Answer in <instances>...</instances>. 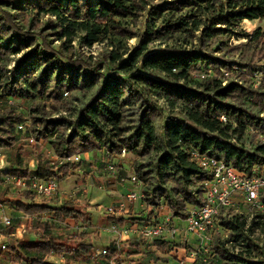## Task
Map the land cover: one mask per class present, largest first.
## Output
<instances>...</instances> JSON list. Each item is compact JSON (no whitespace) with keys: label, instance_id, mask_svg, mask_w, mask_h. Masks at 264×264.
<instances>
[{"label":"trees","instance_id":"16d2710c","mask_svg":"<svg viewBox=\"0 0 264 264\" xmlns=\"http://www.w3.org/2000/svg\"><path fill=\"white\" fill-rule=\"evenodd\" d=\"M155 1L0 0V101L30 102V125L24 128L29 140L48 142L58 157L55 163L25 168L15 134L18 125H26L25 115L0 107V148H13L8 175L61 182L81 164L70 162L73 156L104 150L110 156L132 153L137 156L133 168L143 183L144 204L164 203L174 218L185 221L188 206L205 204L203 183L209 178L192 159L193 151L249 177L264 174V144L258 138L264 132L260 117L264 77L255 86V74H264L261 52H256L264 46V32L257 29L253 35H243L247 43L239 46L231 47L228 41L243 21L264 19V0H181L185 15L147 25L143 34L123 24L137 25L146 12L156 14L161 5L149 9ZM71 29L84 33L77 46L70 38ZM174 34L191 38V43L149 47ZM110 35L119 40L117 45L121 39L140 40L126 53L104 47L96 57L83 50L103 44ZM233 53L239 54V71L225 61L234 58ZM18 54L21 57L13 59ZM224 70L230 73L225 80ZM210 71V78L194 76ZM153 99L166 101L176 113L166 118L153 106ZM64 112L68 117L57 116ZM24 198L36 199L29 192ZM260 200L264 206V192ZM17 208L32 218L39 237L19 239L5 248L12 264H54L48 261L51 256L65 258L64 264L98 258L88 234L56 231L43 218L50 215L59 224L69 219L79 223L76 208L24 202H18ZM252 212L264 232V212ZM239 216L236 210L223 209L219 226L235 241L244 240L245 251L235 254L228 249L230 240H222L219 228L207 244L217 263L207 259L205 264H264V238L257 242L250 232L236 234L238 228L243 230ZM102 257L122 263L116 252Z\"/></svg>","mask_w":264,"mask_h":264},{"label":"rangeland","instance_id":"374dc122","mask_svg":"<svg viewBox=\"0 0 264 264\" xmlns=\"http://www.w3.org/2000/svg\"><path fill=\"white\" fill-rule=\"evenodd\" d=\"M180 1L181 0H156L149 7L150 9L153 6L161 5L160 6L161 9H158L156 11V14H154L155 12L154 13L146 12L144 17L140 19L137 25H135L134 23L132 24L131 22H127L123 24H125V26H128V27H132V28L134 27L135 31L143 34L147 30V25H153L156 22L159 25L162 22H164V19H170L173 17L179 18L185 15L187 13V10L183 9V5L181 4ZM222 1L223 0H216L215 2L219 3ZM47 19L48 17L44 18V20H47ZM257 29H262V31L264 32V19L257 20V21H243L239 25V27H237L234 30V34H231L228 36L229 37L228 41H229L230 46L235 47V46H239L244 43H247V40L243 38L244 37L243 35L245 34L253 35ZM70 32H71L70 38L74 40V43H73L74 46H77L81 37L84 35V33L77 29H71ZM139 40H140L139 37L132 38V39H121V43L117 45L119 40L116 37L110 35L105 39L103 44H100V43L95 44L91 49L84 47L83 50L88 55H93L96 57H99L103 53V50L105 49L104 47H109L110 49H113V50L118 49L120 53H126L136 48ZM190 43H191V38L186 39L185 36L174 34L168 38H162L160 40L152 42L149 45V47L154 48V49H163L166 46L186 47ZM188 47H191V46H188ZM258 51L261 52L260 58L263 59L259 61V65H261L260 70L264 72V46L261 48L259 47L256 50V52ZM21 55L22 54L13 56V59H18L19 57H21ZM233 55H235L234 58L229 57V58H226L225 61L227 60L229 64L233 66V68H237V71H239V68H240L239 66L241 65L236 60L239 57V54L233 53ZM126 57H128V55L124 54V58ZM216 57L221 58L222 54L216 53ZM13 65H14V61H12L9 69H11ZM152 101H153L152 103L153 106H155L158 110L162 111V113L164 114L166 118L176 113V109H173L171 106H169L166 101L164 100L160 101V100H155V99H153ZM30 105H31L30 102L23 101V100H8L7 99V100L0 101L1 108L3 109L11 108L25 115V120H26L25 127H27V129H28V126L30 125L29 112H28V108ZM48 109L53 111L51 108H48ZM61 115H65L68 117L67 113L65 112L62 114H57V116H61ZM15 134L17 137V145L23 148L22 157L24 160L25 168L34 170L39 163L40 164L45 163V162L55 163L57 161L55 160V158L52 157L53 148L48 142L41 141L40 143H37L35 141L36 143L32 144L29 140L30 138L29 131L25 129L17 130ZM12 150L13 148H10V149L0 148V153L2 152V155L4 156V162H5V168L0 172V264H12L8 258L7 250H5V248L15 245L16 241L19 239L35 240L36 238L39 237V233H36L33 229L28 230L25 234H22V236L18 235L17 233L18 229L20 228V223H23L24 221L21 220V222L19 223V220H17L15 216V214L17 215V212H18L17 208L11 209V207L16 206L18 202H27L28 200L24 198V193L17 192L12 186L4 182L5 173L9 170V166L11 165L9 162L11 160ZM127 155H129V153H127ZM126 157H127L126 163L128 164V170H127L128 179H130V176L135 173V170L133 167H134L135 161L137 160V156L130 153V155ZM82 163L84 164L85 170H83L81 174L79 173V175L81 177H86L87 179L85 180L84 183L88 184V182H91L94 176V170H92L93 166H90V167L86 166V162L81 161V164ZM80 176L75 174V175L70 176L66 180L61 181L60 182L61 193H63L64 191L69 192L70 188L74 186L75 182L78 181V178ZM82 181L81 183H83ZM83 186L89 189L90 195L88 194V192L87 194L84 193L85 196L81 198V200L83 199L81 201V204L78 202H72L71 200L69 201L68 199H65L64 197L60 198V196L52 197L50 199H47L45 202L52 203L54 204L53 206H56L58 208L61 206L77 207L81 205V208H78V210L81 213L85 212L86 208L91 207V212L94 215V217L92 218L97 220V219H100V217L102 218L104 216L107 217L106 209L112 206L113 199H111L110 196H107V193H105L104 191L96 190L94 186L90 187L89 185L87 186L85 184ZM135 187H138V186H135ZM88 195L89 197L87 198ZM89 200L93 201V204H89ZM33 202H39V201L34 200ZM142 204H144V202ZM160 206H163V208L166 209V212H171L169 207L165 205L164 203L163 204L161 203ZM142 207L146 208L147 206L144 204ZM157 208L159 209L160 207L159 206L150 207V209L152 210L157 209ZM237 212L241 215L239 216L240 217V219L238 220L240 221L239 223L240 224L244 223V224L242 226L243 230H240V228H238L236 230V234H242V232H250L252 235V238L255 241L257 242L262 241L264 238V232L262 231V229L256 226L257 219H256L255 213H253L254 211L251 212L249 211V208L246 205H242L241 208L237 210ZM10 214L13 217L12 226L7 227L1 222V219L4 216H10ZM44 219H45V216H44ZM76 230L78 229L75 226L68 228V229H65V228L62 229L63 232L67 231L68 233H71ZM219 231L222 234L223 241L230 240L226 244L228 249H230L235 254H239L245 251L246 246H243L245 244L244 240L235 241L234 239L230 238V234L227 232V230L224 227H221ZM97 232H98V237H93L94 238L93 240L95 241L94 243L99 251H104L103 242H105L107 239L109 240L111 235L107 232V229L104 227L99 229ZM101 235L103 239L101 238ZM189 238L191 239L192 236L189 235ZM195 238H196V242L199 241L198 240L199 238L197 237ZM191 249L192 250L195 249L196 252H200L202 259H211L212 261H215L217 263V257L214 254H212L213 252L211 251L210 245L209 247L206 245L202 248L198 244L197 245L193 244V247ZM136 264H139V262H136ZM169 264H180V263L178 261L177 262L170 261Z\"/></svg>","mask_w":264,"mask_h":264},{"label":"built area","instance_id":"2783aa9c","mask_svg":"<svg viewBox=\"0 0 264 264\" xmlns=\"http://www.w3.org/2000/svg\"><path fill=\"white\" fill-rule=\"evenodd\" d=\"M237 70V68H234ZM230 73L223 71L222 78L225 80ZM196 78H210L213 76V72L207 74H194ZM264 74H255V86H259ZM226 81L224 82V85ZM264 119V112L260 116ZM225 121V118H222ZM18 130L25 128L24 124L17 126ZM260 143L264 144V132L258 134ZM32 144L36 142L30 139ZM127 156L126 152H123L119 157L124 159ZM192 159L198 164L199 169L208 175V179L203 183L205 189V204L203 206H188L187 211L189 217L184 222L186 223L185 232L188 234H195L199 236L203 245H207L211 240L212 233L219 229V214L223 209L239 210L242 205H246L249 211L258 209L264 212V206L261 203V194L264 192V174L256 173L253 176H246L235 169L233 166L226 164L225 162L209 156L207 154H200L198 151H193ZM55 160L58 157L52 154ZM70 162L80 164L82 159L81 155L73 156L69 159ZM116 165H111L109 170L114 175L116 173ZM5 168L4 156L0 153V172ZM130 181L133 185L138 186L140 190H132L126 196V202L118 203L110 206L106 209V215L108 217H120L126 213L127 203L132 205L137 202L143 201L142 187L143 184L134 173L130 176ZM4 182L12 186L17 192L24 193L29 192L35 195L36 200L41 202L46 201L52 197L63 196L70 200H78V192L61 193L60 182L56 178L40 179V178H22L17 176H10L8 172L5 173ZM81 192H85L81 189ZM160 209H164L163 206H159ZM175 218L172 213L168 214L162 222L149 223L144 222L141 225H136L125 230L126 233H133L138 237L145 240H153L158 238H174L180 235V228L175 223ZM12 218L4 216L1 222L5 226H12ZM32 229V221L24 222L18 229V235L22 236L28 230ZM110 233H118L119 229L116 224L107 228ZM108 250L98 251L97 255H105ZM189 257L191 259L201 260L203 264L207 262V259L200 257V252H192ZM109 264H119L116 260L110 261ZM131 264V263H129Z\"/></svg>","mask_w":264,"mask_h":264},{"label":"crops","instance_id":"0c3cea01","mask_svg":"<svg viewBox=\"0 0 264 264\" xmlns=\"http://www.w3.org/2000/svg\"><path fill=\"white\" fill-rule=\"evenodd\" d=\"M251 23V22H250ZM130 155V153H129ZM127 155V156H129ZM126 158L124 159L120 158L119 156H110L107 151H100L95 153H88L81 155V159L83 162H86V166H93L92 170H94V176L91 180V182H88V184L84 183L87 179L86 177H81L79 173L81 174L84 168V164H80L77 166V169L72 172V175L77 174L80 176L78 178V181L75 182L74 186L70 188L69 192L64 191V193H72V192H78V200H71L72 202H78L81 204V198L84 197V193L89 194V189L84 187L83 185H89L94 186L96 190L98 191H104L107 193V196H110L111 199H113L112 205L126 202V196L127 194L132 190H140V188L135 187L128 179V164L126 163ZM111 165H116V173L113 175L111 171L109 170ZM88 167V168H89ZM91 170V168H90ZM89 172V171H88ZM83 180V181H82ZM81 181L83 183H81ZM85 189V192H81V189ZM13 192V191H12ZM90 195V194H89ZM87 196V198L89 197ZM63 197L62 195L60 198ZM65 199H68L64 197ZM36 200V199H35ZM70 201V199H68ZM39 201V200H37ZM27 205H30L32 203L41 205L43 203H46L45 201L41 202H24ZM143 202H137L132 205H129L127 203V210L126 213L120 217H106L103 218L100 217V219H94V215L91 212V207L86 208L85 212H80L78 208H81V205L75 207L70 206L73 208H76L81 215V220L79 223H75L74 220H67L64 224H59L52 216L50 215H44L45 220L49 221L55 230L61 229H68L71 227H76L78 230L73 232L78 233H86L89 236L88 242H91L95 246L96 255L99 251L95 245V241L93 240V237H98V230L101 228H108L113 224H116L118 226L119 232L118 233H110L111 236L109 240L107 239L105 242H103L104 250H108L110 252H116L117 258L122 261L121 264H136V262H139V264H169L170 261L173 262H179L180 264H203L201 260L191 259L189 255L195 251L191 248L193 247V244L199 245L200 247L206 246L205 244L200 241L199 236L195 234H188L185 232L186 223L183 220L175 218L176 225L180 228V235L174 237V238H158L153 240H145L137 235H134L133 233H126L125 230L134 227L136 225H141L144 222L149 223H159L162 222L165 217L170 214V212H166V209H150L149 206L146 208H143L142 204ZM47 205H50L52 207L54 204L52 203H46ZM89 204H93V201L89 200ZM146 205V204H145ZM69 207V206H67ZM101 207V206H100ZM17 208L16 206H12L11 209ZM102 208V207H101ZM17 215L16 219L19 220V223L22 221L24 222H31L32 218L24 214L23 212L19 211L17 208ZM88 214V215H87ZM43 216V218H44ZM11 218L12 215L10 214ZM91 217V218H90ZM23 222V223H24ZM33 222V221H32ZM20 223V226L23 224ZM64 227V228H63ZM189 235L192 236V238H189ZM199 238L196 242V238ZM101 238L103 239L102 235ZM101 240V239H100ZM97 241V240H96ZM98 243V242H97ZM98 258H96L93 262H81V264H109L110 262L107 261L104 257L97 255ZM201 257V255H200ZM71 259V257H67ZM49 262H52L54 264H64L65 258H57L55 256H51L48 258ZM136 261V262H135ZM120 264V263H119Z\"/></svg>","mask_w":264,"mask_h":264}]
</instances>
